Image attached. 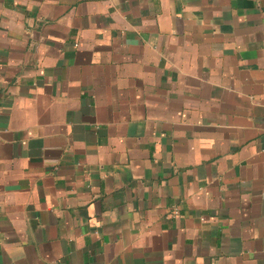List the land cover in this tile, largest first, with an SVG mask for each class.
I'll return each mask as SVG.
<instances>
[{"label": "crops", "instance_id": "crops-1", "mask_svg": "<svg viewBox=\"0 0 264 264\" xmlns=\"http://www.w3.org/2000/svg\"><path fill=\"white\" fill-rule=\"evenodd\" d=\"M0 264H264V0H0Z\"/></svg>", "mask_w": 264, "mask_h": 264}]
</instances>
